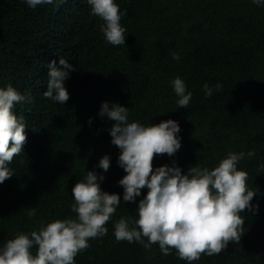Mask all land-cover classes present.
Masks as SVG:
<instances>
[{"label": "trees", "instance_id": "trees-1", "mask_svg": "<svg viewBox=\"0 0 264 264\" xmlns=\"http://www.w3.org/2000/svg\"><path fill=\"white\" fill-rule=\"evenodd\" d=\"M114 3L126 29L125 45L106 41L104 21L92 14L88 0L34 9L25 0H0V88L11 85L30 98L13 109L24 118L27 142L8 165L14 175L0 184V246L57 219L76 218L72 188L93 171L104 176L101 189L118 194L121 205L106 224L107 235L90 239L76 264H188L175 249L165 256L158 244L148 250L115 239V223L139 218L138 203L148 189L134 203L123 201L118 182L126 173L118 164L120 149L111 143L114 122L99 116L108 102L128 108L129 122H178L181 148L171 157L156 156L154 169L175 162L185 174L196 165L211 170L229 152H255L237 165L256 193L253 208L240 213V243H229L218 255L202 254L192 264H264V6L252 0ZM60 58L76 69L64 82L65 104L43 96L49 65L55 61L62 68ZM177 77L192 93L187 109L177 105L172 85ZM205 82L222 88L206 98ZM105 155L107 172L98 167Z\"/></svg>", "mask_w": 264, "mask_h": 264}, {"label": "clouds", "instance_id": "clouds-1", "mask_svg": "<svg viewBox=\"0 0 264 264\" xmlns=\"http://www.w3.org/2000/svg\"><path fill=\"white\" fill-rule=\"evenodd\" d=\"M25 2L34 9L41 4L65 0ZM88 3L92 14L104 21L101 32L106 41L113 46L125 45L126 29L120 24L121 13L114 0H88ZM252 3L264 6V0H252ZM172 58L180 59L176 53ZM59 64L63 67H56L55 61L49 65L47 91L43 96L65 104L69 93L64 82L76 69L64 58H60ZM172 85L178 97L177 105L187 109L192 93L186 92V85L179 77ZM221 88L219 83L213 87L207 82L203 85L206 98L213 95L214 89ZM28 99L11 85L0 88V184L14 175L8 165L14 156L24 151L27 142L24 118H18L13 109ZM109 105L102 103L99 116L114 122L109 130L111 143L120 149L118 164L126 173L118 182L124 189L123 201L134 203L142 189H148L138 203L139 218L122 217L115 223L116 241L140 243L148 250L158 244L165 256L175 249L179 259L188 264L199 260L202 254H220L231 242L240 243L244 235L240 213L253 208L251 201L256 193L247 187L248 173L238 170L237 165L245 156L254 157L255 152H229L211 170L196 165L185 174L175 162L171 167L163 165L154 169L156 156L167 154L171 157L181 148L178 122L168 119L143 126L129 122L128 108ZM98 167L107 172L110 157L103 156ZM261 170L264 171V166ZM103 179V175L98 178L95 172H87L85 180L77 182L71 191L75 201L71 210L76 218L57 219L42 225L38 231L20 233L7 240L0 246V264H76L75 257L90 246V239L107 235L106 224L121 205L118 194L101 189L98 180ZM28 215L34 217L35 209H30Z\"/></svg>", "mask_w": 264, "mask_h": 264}]
</instances>
